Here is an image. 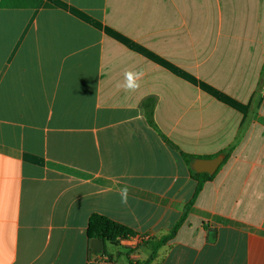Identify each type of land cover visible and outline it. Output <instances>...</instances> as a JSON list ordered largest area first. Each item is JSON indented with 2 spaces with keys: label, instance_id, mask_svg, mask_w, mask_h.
<instances>
[{
  "label": "crops",
  "instance_id": "1",
  "mask_svg": "<svg viewBox=\"0 0 264 264\" xmlns=\"http://www.w3.org/2000/svg\"><path fill=\"white\" fill-rule=\"evenodd\" d=\"M183 154L225 160L152 264H264V0H0V264H131L194 197Z\"/></svg>",
  "mask_w": 264,
  "mask_h": 264
},
{
  "label": "trees",
  "instance_id": "2",
  "mask_svg": "<svg viewBox=\"0 0 264 264\" xmlns=\"http://www.w3.org/2000/svg\"><path fill=\"white\" fill-rule=\"evenodd\" d=\"M154 108H155V103L153 100H150L145 104L146 118H147V122L149 123V125L152 126L157 132L160 133L154 121ZM163 138L168 142V145H170L172 148L177 149L170 141L166 139V137L163 136ZM183 157L190 167L192 166L193 162L197 159V157L195 156H190L186 154H183ZM214 177L215 175L210 176L208 174H197L193 171V178L196 181L197 186L195 189L194 197L192 201L186 205L181 219L172 228V230L169 232L168 235L162 237L161 239H154V240H150L147 242H143L135 250H130L128 253V256L130 258L131 264H135L131 260V256L136 252L139 254L141 248L146 250L149 253V256H148V259L144 263H140V264H152L153 263L160 249L176 238L181 226L188 219L190 215V211L193 205L195 204L196 199L202 192L205 183L213 180ZM136 235L137 233L134 230L130 229L129 227L123 224L115 222L105 216H102L99 214H93L89 219L88 237L90 239H97L103 242L117 243L120 240H129L130 238H134Z\"/></svg>",
  "mask_w": 264,
  "mask_h": 264
},
{
  "label": "clouds",
  "instance_id": "3",
  "mask_svg": "<svg viewBox=\"0 0 264 264\" xmlns=\"http://www.w3.org/2000/svg\"><path fill=\"white\" fill-rule=\"evenodd\" d=\"M145 76V72L140 70H125L123 73V81L117 83L118 89H123L125 92H135L137 89L140 88V83ZM120 202L122 204L128 203V186L125 184L119 190Z\"/></svg>",
  "mask_w": 264,
  "mask_h": 264
},
{
  "label": "water",
  "instance_id": "4",
  "mask_svg": "<svg viewBox=\"0 0 264 264\" xmlns=\"http://www.w3.org/2000/svg\"><path fill=\"white\" fill-rule=\"evenodd\" d=\"M225 160L221 155L213 159H198L194 162L193 170L197 174L215 175Z\"/></svg>",
  "mask_w": 264,
  "mask_h": 264
},
{
  "label": "rangeland",
  "instance_id": "5",
  "mask_svg": "<svg viewBox=\"0 0 264 264\" xmlns=\"http://www.w3.org/2000/svg\"><path fill=\"white\" fill-rule=\"evenodd\" d=\"M134 256H136V258L134 259V261L136 262V263H139V262H141L142 260H144V259H142V255H141V253H134L133 254Z\"/></svg>",
  "mask_w": 264,
  "mask_h": 264
},
{
  "label": "built area",
  "instance_id": "6",
  "mask_svg": "<svg viewBox=\"0 0 264 264\" xmlns=\"http://www.w3.org/2000/svg\"><path fill=\"white\" fill-rule=\"evenodd\" d=\"M146 238H144V239H142L141 241H142V243L143 242H147V241H150V238H147L146 240H145ZM121 241H126V240H120L119 242H121ZM128 246H130V248L132 247V246H135L134 244H130V245H128ZM137 247L135 246V248H131L132 250H135ZM130 251V250H129ZM137 253V252H136Z\"/></svg>",
  "mask_w": 264,
  "mask_h": 264
}]
</instances>
